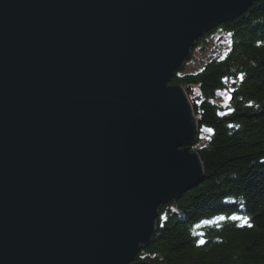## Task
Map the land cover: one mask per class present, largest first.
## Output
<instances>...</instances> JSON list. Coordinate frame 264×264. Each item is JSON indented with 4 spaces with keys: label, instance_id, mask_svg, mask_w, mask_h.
<instances>
[{
    "label": "water",
    "instance_id": "1",
    "mask_svg": "<svg viewBox=\"0 0 264 264\" xmlns=\"http://www.w3.org/2000/svg\"><path fill=\"white\" fill-rule=\"evenodd\" d=\"M259 0H0V264H151L204 182L182 71Z\"/></svg>",
    "mask_w": 264,
    "mask_h": 264
},
{
    "label": "trees",
    "instance_id": "2",
    "mask_svg": "<svg viewBox=\"0 0 264 264\" xmlns=\"http://www.w3.org/2000/svg\"><path fill=\"white\" fill-rule=\"evenodd\" d=\"M215 32L229 36L226 53L196 58ZM185 67L169 85H183L188 98L197 89L191 105L199 135L190 150L205 180L159 207L151 242L135 261L264 264V0L198 39ZM219 92L228 95L224 103L216 102Z\"/></svg>",
    "mask_w": 264,
    "mask_h": 264
},
{
    "label": "rangeland",
    "instance_id": "3",
    "mask_svg": "<svg viewBox=\"0 0 264 264\" xmlns=\"http://www.w3.org/2000/svg\"><path fill=\"white\" fill-rule=\"evenodd\" d=\"M206 39H207V42H206V45H205L206 49H204V50L203 49H196V51L193 53V55L196 58L201 56V59L207 60L210 57H220L221 54L226 53V50L229 47V36L228 35H225V34L220 33V32H215L214 34L206 37ZM191 56H192V52H191ZM184 68L186 69V67H184ZM195 70H196L195 65H193V64L187 65V69H186L187 72H195ZM196 94H197V89L195 88L194 89V94L188 98L190 104H191L192 101L195 100V95ZM227 98H228V95H227L226 92H219L217 94V97H216V102L217 103H224ZM198 135H199V133L197 134V138H198ZM201 137L203 139L201 140V142H199L200 145L205 143L203 135H201ZM204 180H205V176H204Z\"/></svg>",
    "mask_w": 264,
    "mask_h": 264
},
{
    "label": "snow or ice",
    "instance_id": "4",
    "mask_svg": "<svg viewBox=\"0 0 264 264\" xmlns=\"http://www.w3.org/2000/svg\"><path fill=\"white\" fill-rule=\"evenodd\" d=\"M207 131H211V129H207ZM218 219H219V220H223V219H225V218H224V217H218ZM230 219H233V220L244 219V221H245L246 224H247V222H248V218H247V217H243V218H241V217H236V216H234V217H231ZM248 226L251 227L250 224H249ZM200 243L203 244L204 241L201 240Z\"/></svg>",
    "mask_w": 264,
    "mask_h": 264
},
{
    "label": "bare ground",
    "instance_id": "5",
    "mask_svg": "<svg viewBox=\"0 0 264 264\" xmlns=\"http://www.w3.org/2000/svg\"><path fill=\"white\" fill-rule=\"evenodd\" d=\"M224 23H225V22H224ZM222 24H223V23H222ZM222 24H221V25H222ZM219 26H220V25H219ZM219 26H217V27H219ZM217 27H216V28H217ZM212 30H214V29H212ZM212 30H211V31H212ZM203 37H204V36H203ZM187 62H188V61H187ZM187 62H186V64H187ZM183 70H184V69H183ZM192 109H193V108H192ZM193 113H194V111H193ZM194 115H195V113H194ZM195 116H196V115H195ZM198 121H199V120H198ZM198 121H197V123H198Z\"/></svg>",
    "mask_w": 264,
    "mask_h": 264
}]
</instances>
